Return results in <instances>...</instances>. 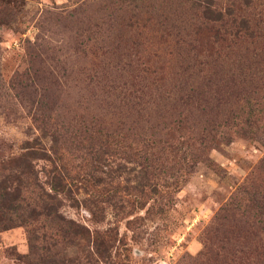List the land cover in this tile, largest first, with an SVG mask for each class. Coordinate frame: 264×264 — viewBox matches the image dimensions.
Wrapping results in <instances>:
<instances>
[{"label":"rangeland","instance_id":"rangeland-1","mask_svg":"<svg viewBox=\"0 0 264 264\" xmlns=\"http://www.w3.org/2000/svg\"><path fill=\"white\" fill-rule=\"evenodd\" d=\"M190 2L0 1V162L42 134L72 183L0 264H264V0L216 44Z\"/></svg>","mask_w":264,"mask_h":264},{"label":"trees","instance_id":"trees-1","mask_svg":"<svg viewBox=\"0 0 264 264\" xmlns=\"http://www.w3.org/2000/svg\"><path fill=\"white\" fill-rule=\"evenodd\" d=\"M0 1L1 3H7L10 0ZM16 1L12 0L13 5ZM235 1H231L232 7L228 5L223 10L213 5V0H193V2H190V6L199 9L200 16L204 20L203 23L211 29L214 44L217 41H222V34H231L237 38L242 35L251 38L254 35L253 30L248 31L250 28L249 23L244 17L235 18V16H231L227 20L223 18L224 14H230L232 11L234 13L233 5ZM240 2L247 5L250 0H240ZM235 5H238V3H235ZM240 32L245 33L239 34ZM41 137L42 134L27 139L25 142L30 143V145L22 146L24 149L12 154L7 163L0 162V168L5 169V172L0 173V230L19 224L28 220V218L36 219L42 215L56 216L59 221L62 220L60 214L56 213L58 202L56 203L53 200L55 194L70 192L72 183L67 181L65 171L56 163L53 166L51 164V167L46 170L42 168L46 178L43 181L39 178L41 169L37 168L34 160L40 158L50 159L49 153L42 149ZM33 142L40 145L35 146V144H32ZM45 184H47V188ZM28 186L33 188L31 200H27L21 193L24 188L28 190ZM72 231L75 232V230Z\"/></svg>","mask_w":264,"mask_h":264}]
</instances>
